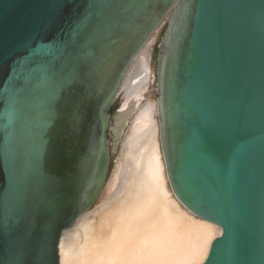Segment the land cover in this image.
<instances>
[{"label": "water", "instance_id": "95a60500", "mask_svg": "<svg viewBox=\"0 0 264 264\" xmlns=\"http://www.w3.org/2000/svg\"><path fill=\"white\" fill-rule=\"evenodd\" d=\"M162 25L169 188L222 230L203 264H264V0H0V264H59L105 181L122 80Z\"/></svg>", "mask_w": 264, "mask_h": 264}, {"label": "bare ground", "instance_id": "6f19581e", "mask_svg": "<svg viewBox=\"0 0 264 264\" xmlns=\"http://www.w3.org/2000/svg\"><path fill=\"white\" fill-rule=\"evenodd\" d=\"M154 40L146 41L120 85L111 135L127 129L104 199L64 230L59 264H203L222 233L185 209L169 188L156 101L146 97L154 81Z\"/></svg>", "mask_w": 264, "mask_h": 264}, {"label": "rangeland", "instance_id": "374dc122", "mask_svg": "<svg viewBox=\"0 0 264 264\" xmlns=\"http://www.w3.org/2000/svg\"><path fill=\"white\" fill-rule=\"evenodd\" d=\"M165 26L162 25L152 36H155V40H154V43H153V46H152V49H151V68H152V71L154 72L155 74V60L153 59V53L156 49V46L158 45V41L160 39V36L164 30ZM151 36V37H152ZM150 37V38H151ZM149 38V39H150ZM148 39V40H149ZM155 76H154V81H153V84H152V87H151V92L148 93L149 95L146 96L147 98L149 97V100H153V101H156V90H155ZM121 102H122V99H121V96H119L117 98V100L115 101V103L113 104V107H114V110L113 112L111 113L112 114V117L110 119L111 121V125L113 124V120H114V116L118 110V108L120 107L121 105ZM111 128V126H110ZM126 129H127V125L123 128V130H121V134H119V131L116 133V137L114 138L113 134L111 135V129L109 130V134H108V137H107V142H108V151H109V163H108V169H107V174H106V178H105V181L100 189V192L93 204L92 207H94V205L98 204L99 202H101L103 199H104V186L106 185L107 182H109L112 178V175H113V171L115 169V166H116V161H117V158H118V155H119V151H120V142L123 138V135L125 134L126 132ZM115 142H117L116 144V147L114 149V144ZM177 200V199H176ZM91 207V208H92ZM90 209V208H89ZM72 227V226H71Z\"/></svg>", "mask_w": 264, "mask_h": 264}, {"label": "trees", "instance_id": "16d2710c", "mask_svg": "<svg viewBox=\"0 0 264 264\" xmlns=\"http://www.w3.org/2000/svg\"><path fill=\"white\" fill-rule=\"evenodd\" d=\"M156 53H157V49H155V51H154V53H153V59H154V60H155V58H156ZM113 110H114V107L111 108L110 113H112Z\"/></svg>", "mask_w": 264, "mask_h": 264}, {"label": "flooded vegetation", "instance_id": "af4514ba", "mask_svg": "<svg viewBox=\"0 0 264 264\" xmlns=\"http://www.w3.org/2000/svg\"><path fill=\"white\" fill-rule=\"evenodd\" d=\"M157 47V46H156Z\"/></svg>", "mask_w": 264, "mask_h": 264}]
</instances>
